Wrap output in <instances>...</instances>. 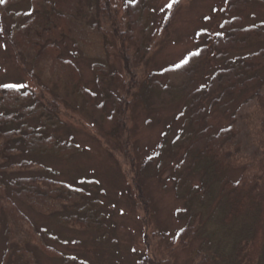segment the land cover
<instances>
[{
    "label": "trees",
    "instance_id": "trees-1",
    "mask_svg": "<svg viewBox=\"0 0 264 264\" xmlns=\"http://www.w3.org/2000/svg\"><path fill=\"white\" fill-rule=\"evenodd\" d=\"M20 1L0 3V31L36 85L0 87V238L3 234L4 261L12 257V264H43L20 240L21 232L32 234L31 219L20 205L43 216L55 214L66 227L97 232L106 228L105 213L99 210L100 199L87 201V186L59 179L40 162L43 157L67 159L80 152L73 136L64 139L58 134L60 117L65 116L60 104L78 111V100H84L103 133L101 137L93 136L107 140L108 147L117 141L120 150L131 107L151 110L181 101L190 120V129L185 127L174 141L175 147L186 148L184 160L177 167L180 173L186 169L189 173L188 177L180 175L177 186L184 202L177 215L184 224L170 241L163 235L165 245L161 241L155 245L149 239V220H144L147 225L143 241L148 252L139 256L140 264H176L179 252L189 250L193 242L199 245L191 250V264H264V22L243 26L239 16L224 20L223 32L216 35L212 46L218 50L212 52L215 60L222 59L223 67L213 69L205 85L191 88L187 81L181 86L170 85L172 79L162 85L150 76L149 84L142 87L150 50L144 42L148 11L137 13L138 4L129 7L130 18L124 24L110 0H30L28 13L14 9ZM228 2L229 11L236 13L263 0ZM177 5L161 23V32L168 29L172 9ZM67 40L79 51L77 55L93 61L97 88L103 96L101 103H96L98 95L80 86L82 74L74 59L63 55ZM207 47L200 44L188 54L186 64L179 68L173 65L162 73L183 77L187 69L205 61ZM231 49L247 53L230 59L227 55ZM131 57L136 63L134 69ZM117 63L122 69L116 68ZM244 91L253 93L252 101L257 100V118L251 122L249 133L250 149L231 110H224L233 96ZM108 102L111 109L106 107ZM207 104L210 110H224L229 123L216 130L212 126L200 130L198 119L204 116ZM123 148L129 152L136 147L127 138ZM152 176L149 160L138 168L136 179L132 177L136 189L144 188L145 178ZM194 177L199 180L194 182ZM138 199L151 210L148 197ZM90 202L98 208L88 209ZM37 244L45 255L61 257L57 250L39 241ZM15 246L17 256H10ZM60 263L91 264L72 255L61 258Z\"/></svg>",
    "mask_w": 264,
    "mask_h": 264
},
{
    "label": "rangeland",
    "instance_id": "rangeland-1",
    "mask_svg": "<svg viewBox=\"0 0 264 264\" xmlns=\"http://www.w3.org/2000/svg\"><path fill=\"white\" fill-rule=\"evenodd\" d=\"M177 1L110 0L117 17L124 24H128L130 18L127 15L129 7L134 8L135 4H138L137 13L144 10L148 11L149 15L147 14L145 25L147 34L142 38L144 37V42L148 44L150 50L148 51L149 62L145 68V81L142 87L149 84L148 78L150 76H153L152 80L159 81L162 85L171 79L174 83L171 82L170 85L181 86L186 81L190 82L191 88L205 85L207 81L211 80L213 69L223 67L222 59L218 62L215 60V55L212 52H218V50L213 49L212 46L216 35L223 32L224 20L239 16L243 26L252 25L255 22H264V0L260 4L248 5L236 13L229 11L228 0ZM168 3H172V6L175 3L178 5L172 9L168 29L161 32V23L165 19L167 20L169 14L171 15L170 9L172 7H165ZM14 9L28 13L30 0H21L14 5ZM2 11L3 6H0V15ZM200 44L208 46V55L204 62L187 69L183 77L177 78L170 75V72L162 73L165 69L179 64ZM77 52L79 51L72 41L67 40L63 46V55L74 59L82 74L80 86L98 95L96 103L99 104L103 99H101L102 95L97 88V77L92 68L93 61L77 55ZM246 53V50L231 49L227 57L234 59ZM132 58L130 64L134 69L133 66L136 63ZM116 65L117 69H122L120 63ZM193 69L195 70L193 71ZM125 75L126 80H129L128 72ZM176 80L179 82H175ZM4 83L23 84L27 88H35L36 85L23 70L12 48L6 43L0 31V84ZM252 98L253 93L244 91L233 96L231 104L229 101V105L224 107V110L229 108L230 114L236 118V123L241 128L244 143L249 149L251 147V140L249 139L251 122L257 118L254 104L257 100L253 99L252 101ZM77 105L80 110L73 111L68 110L69 106L65 107L60 104L62 113L66 117L63 115L60 117L62 124L57 130L64 139L73 136L80 152L67 159L43 157L40 162L49 171L54 172L59 179L72 185L87 186L85 187L86 191H89L87 201L90 200L88 198L93 197L100 199L99 210L105 213L103 222L105 221L106 228H101V231L98 230L99 232H97V230L84 231L70 226L66 227L60 224L55 214L43 216L24 205H20L31 219L32 224V234L21 232V237L19 234L20 240L25 249L29 248L43 264H61V258L67 255L79 257L91 264H140L139 256L148 252L143 241L144 229L147 225V223L144 224V220L145 222L149 220V239L155 245L161 244V242L165 245L167 240L164 239V236L170 241L175 236L176 231L184 224V221L180 220L177 215V211L184 207V202L177 193V186L180 175L185 173L183 175L188 177L189 173L188 169L186 172L180 173L177 167L184 160L186 148L175 147L174 141L185 127L190 129L188 114L181 101L170 107H158L151 110L145 109V106L144 108L141 106L131 107L127 113V133H125L121 148L119 146L120 150H118L117 141L114 140L110 143L112 147L110 145L108 147L106 145L107 140L104 141V139L93 136V134H97L98 137H101L103 133L95 125L94 119L87 111L85 101L78 100ZM106 107L111 109L112 104L108 102ZM224 110H210L207 104L204 116L198 119L200 130L206 129L208 126H212L214 130L226 126L230 119L224 115ZM68 114L72 116L70 117ZM68 117L73 118V120ZM77 121L82 122L83 125ZM127 138H129L133 148L136 147L129 152L123 148V143L125 142L126 145ZM189 140V143L194 141L193 137ZM127 149L129 148L127 147ZM149 160L151 161L153 176L145 178L143 190H137L133 181L136 179L135 174L138 168L143 167L145 162ZM235 175L232 174V176ZM193 179L196 182L199 177ZM139 197L149 198L151 210L145 209L140 203ZM149 200L148 203H150ZM89 204L88 209L98 208L97 204L92 202ZM84 214L86 216L85 211ZM150 214H152L151 218ZM38 241L40 244L57 250L61 257L52 258L45 255L39 248ZM198 245V242H193L189 250L179 252L178 258L175 259L176 264H191L193 257L191 250L193 252V248L195 249ZM4 249L6 247L3 234H1L0 264H12L9 263L10 258L11 261L13 260L12 257L7 259L8 262L4 261ZM17 251L15 246V250L10 252V256L14 254L17 256Z\"/></svg>",
    "mask_w": 264,
    "mask_h": 264
},
{
    "label": "snow or ice",
    "instance_id": "snow-or-ice-1",
    "mask_svg": "<svg viewBox=\"0 0 264 264\" xmlns=\"http://www.w3.org/2000/svg\"><path fill=\"white\" fill-rule=\"evenodd\" d=\"M5 2V0H0V3ZM173 2H175V0H173ZM165 7L167 8H171L172 7V3H168L165 5ZM163 11V9H161ZM188 62V58H185L184 60H181L179 64L174 65V67L179 68L181 66H183L184 64H186ZM0 87L6 88V89H19V88H24L27 87L26 85L23 84H0Z\"/></svg>",
    "mask_w": 264,
    "mask_h": 264
}]
</instances>
